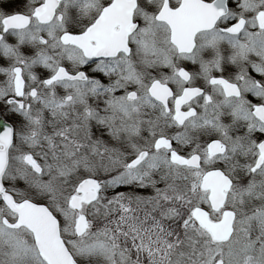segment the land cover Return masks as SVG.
Returning <instances> with one entry per match:
<instances>
[{"label":"snow or ice","instance_id":"6c2138e0","mask_svg":"<svg viewBox=\"0 0 264 264\" xmlns=\"http://www.w3.org/2000/svg\"><path fill=\"white\" fill-rule=\"evenodd\" d=\"M15 4L0 264H264V0Z\"/></svg>","mask_w":264,"mask_h":264},{"label":"flooded vegetation","instance_id":"af4514ba","mask_svg":"<svg viewBox=\"0 0 264 264\" xmlns=\"http://www.w3.org/2000/svg\"><path fill=\"white\" fill-rule=\"evenodd\" d=\"M19 0H17V4H15V5H13V7H16L17 5H22L23 4V2H24V0L22 1V2H18ZM19 3V4H18ZM17 8V7H16ZM0 63H2V62H0ZM189 67H191V66H189Z\"/></svg>","mask_w":264,"mask_h":264},{"label":"rangeland","instance_id":"374dc122","mask_svg":"<svg viewBox=\"0 0 264 264\" xmlns=\"http://www.w3.org/2000/svg\"><path fill=\"white\" fill-rule=\"evenodd\" d=\"M23 0H19L18 2L20 3V2H22ZM18 3V4H19ZM19 6H21V5H17L16 7L18 8ZM16 7H13V9H15ZM11 10V9H10Z\"/></svg>","mask_w":264,"mask_h":264}]
</instances>
